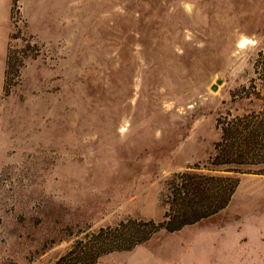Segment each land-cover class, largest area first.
I'll return each mask as SVG.
<instances>
[{"label":"rangeland","instance_id":"374dc122","mask_svg":"<svg viewBox=\"0 0 264 264\" xmlns=\"http://www.w3.org/2000/svg\"><path fill=\"white\" fill-rule=\"evenodd\" d=\"M91 257L264 264V0H0V264Z\"/></svg>","mask_w":264,"mask_h":264},{"label":"trees","instance_id":"16d2710c","mask_svg":"<svg viewBox=\"0 0 264 264\" xmlns=\"http://www.w3.org/2000/svg\"><path fill=\"white\" fill-rule=\"evenodd\" d=\"M223 132L224 141L226 139L227 142L226 144H224L222 155L224 154L223 156H228V152L230 150L228 149L229 131L227 129H224ZM190 175L192 174L184 173L182 178L187 180V182H185L183 185L184 188H186L184 198L186 200L188 198L187 196L191 195L192 198H190V200L187 199V202L190 203L187 205L180 206L177 209L173 208L172 211L169 213L167 220H164L163 222H160L157 225H155L154 222L143 223L142 225H138V232L134 235H128L123 237L119 236V238L114 237V239L103 238V240L100 239L102 237L100 234H97V237H99L100 241L111 243L110 245L112 246L115 245L114 248L111 249H129L131 246L148 239L150 237V234L160 227H164L168 231L180 229L184 225L192 224L201 218L207 217L219 211L227 204L236 183H234L231 188L226 186V184L224 185L223 183V187L219 188L212 197L213 199L210 200V197L207 199L204 195V191L202 190L201 185H199V182H191V180L185 178ZM211 178L219 181H227L231 179L228 176H211ZM130 225L132 226V224ZM90 261V264L95 263V260L92 257Z\"/></svg>","mask_w":264,"mask_h":264}]
</instances>
